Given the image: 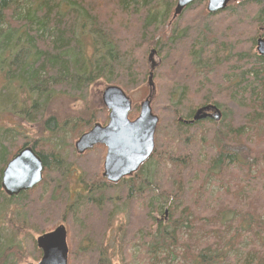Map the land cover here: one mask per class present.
I'll return each instance as SVG.
<instances>
[{
	"label": "trees",
	"instance_id": "trees-1",
	"mask_svg": "<svg viewBox=\"0 0 264 264\" xmlns=\"http://www.w3.org/2000/svg\"><path fill=\"white\" fill-rule=\"evenodd\" d=\"M206 3L197 0L173 19L176 0H0V264L40 260L31 233L54 229L69 203L66 195L56 199L53 188L42 187L52 184L50 171L58 175L53 187L64 184L68 134L77 138L91 123L107 120L104 108L86 100L88 89L97 81L126 93L137 89L148 80L151 50L156 59L151 108L159 120L152 155L131 178L112 186L115 199L97 182L98 174L86 196L76 192L73 198H84L94 209L81 224L91 222L92 234H98L110 203L116 210L130 206L114 237V247L123 253L105 254L87 241L82 254L68 253L67 264H136L131 244L143 254L136 256L140 264H264V58L254 51L257 39L264 38V0H230L217 13L208 12ZM195 6L197 12L188 13ZM229 8L244 15L241 37L226 28L233 15ZM238 40L243 73L227 66V50L236 49ZM235 63L238 68L239 60ZM63 97L82 99L83 106L73 107L76 116H58L52 109L53 100ZM210 100L223 117L211 126L215 136L208 140L201 120L183 121ZM84 110L87 117H79ZM137 113L135 106L130 118ZM8 118L19 123L11 126ZM21 123L28 124L31 138ZM54 144L63 153L52 149ZM28 145L42 160V181L7 196L2 172ZM218 183L224 190L211 201L209 189ZM78 207L68 216L76 223L83 217ZM22 208L18 222L27 230L8 225L13 233L5 237V214Z\"/></svg>",
	"mask_w": 264,
	"mask_h": 264
},
{
	"label": "water",
	"instance_id": "water-1",
	"mask_svg": "<svg viewBox=\"0 0 264 264\" xmlns=\"http://www.w3.org/2000/svg\"><path fill=\"white\" fill-rule=\"evenodd\" d=\"M197 0H176L173 18L179 15L189 4ZM230 0H207L206 9L210 13L222 11ZM256 52L264 57V38L256 42ZM154 50L148 55L150 73L148 86L153 89L152 71L156 67ZM102 105L108 111V123L105 126L95 124L83 133L75 142L79 153L96 144H104L107 152L103 163V176L112 182L135 173L149 159L155 147L154 135L158 117L152 112L151 94L139 104V114L134 120L128 117L132 103L124 90L116 85H107L101 93ZM206 117L199 109L193 120ZM42 163L27 146L20 149L7 162L1 176V188L7 196H17L20 192L32 189L42 180ZM37 247L42 255L36 264H67L68 248L66 230L63 225L39 235Z\"/></svg>",
	"mask_w": 264,
	"mask_h": 264
},
{
	"label": "rangeland",
	"instance_id": "rangeland-1",
	"mask_svg": "<svg viewBox=\"0 0 264 264\" xmlns=\"http://www.w3.org/2000/svg\"><path fill=\"white\" fill-rule=\"evenodd\" d=\"M206 5H207V3H206ZM197 9H198V7L195 6V7H193V9L188 10V13H190V14L196 13ZM172 10H173V8L170 10V18H171ZM227 12L233 13V15L232 16L230 15L227 18L228 19L227 21L229 22V24L226 25V28H228L230 30L237 29L236 30L237 33H235V35H240L241 33H244V29L242 28L245 26L244 15L241 14L237 8H230V10ZM186 17L188 18L189 16L186 15ZM235 22H240V24H236ZM258 27H260V26H258ZM258 27H257V30H258ZM168 29H169V27H168ZM258 34H260V32ZM263 35H264V31H263ZM240 37H241V35H240ZM104 87H105V84L103 81L102 82L97 81L95 84H93V86L90 89H88V97L86 100L95 109L100 107L99 105L102 106L101 93H102ZM126 94L129 96V98L132 102V110H134L135 106H138V112H139V103L142 102L149 94V87L147 86V81L145 83L141 84V86H139L137 89L130 91ZM218 98H219V96L216 95L215 99H218ZM76 99L77 100L75 101V100H71L68 97H66V98L63 97V98H58V99L55 98L52 102V109L56 110L58 116H59V114H60V116L61 115L76 116L77 113L74 111V108H76V110H77L78 108L83 106L82 99H79V98H76ZM132 110L129 112V114L132 112ZM230 112H232V114H233L232 109H230ZM101 115H102L101 118H103L104 117L103 112ZM137 115H138V113H137ZM106 116H107V112H106ZM79 117H81V118L87 117V112L85 110L82 111L81 115H79ZM128 117L130 118L129 115H128ZM245 118H246V116H245ZM8 119H9V124L11 126L19 123L18 119H15V118H8ZM60 121L62 122L63 120H60ZM232 122L234 123L233 125L236 124L234 120H232ZM236 122H237V120H236ZM245 122H246V120H245ZM21 124H23V123H21ZM27 125L28 124H23V130H24L23 132L27 133L29 135L28 137L31 138L32 134H31V131ZM203 128H204V132H206V134H205L206 139L210 140L212 137L215 136V131H213L211 129L212 127L210 128V125L206 124L203 126ZM70 134L71 135L68 134L67 137L70 138V144L72 145L73 141L76 138H73L74 134H72V133H70ZM39 143H40V145H43V146L45 145V143L43 141L39 142ZM60 147L61 146H59L58 144H54L51 146L52 149H55L56 151L63 153V151L60 149ZM38 149H39V151L41 150L40 147ZM64 152H65L66 157H67L68 152H66V151H64ZM70 155L73 157V158H71V157L68 158V161L70 163V167H72V166L76 167L79 171L84 170V176L86 174L92 180L94 178H96V177H94V174L95 175L98 174L97 176H98V178H100L99 177L100 174L98 173V171L101 169L103 154H102V156H99L97 154V152H93V150H92V151H89L88 153H84V154L81 153V155L78 154V155H76L78 157H76L74 155V152L72 149V152ZM236 169H241V168L236 167ZM231 172H233L234 175L239 176V178L240 177L243 178L240 175V173L235 171V169H233V171H231ZM241 173H243V172H241ZM48 176H49V181H51V183L54 184V181L58 175L56 173H54L53 171H50ZM61 178L62 179L60 181H62L64 184H62V185L59 184V185H56L55 187H53L51 184V185L47 186L46 188H45V186H43L42 190L50 191L53 188V190H51V191H53L55 193L56 199L61 197L63 194L66 195L67 198L69 199L68 200L69 203L66 204L67 209H66L65 213L63 214V211H62L59 214V218L62 221H57V223L55 224V227L62 224L65 226L67 231L70 230V232L68 234L69 235V243L67 242L68 253L69 254L72 253L74 255L82 254L86 250L85 244L87 243V241L91 244L90 246H96L97 248L100 247L102 253L110 254V255L111 254L119 255V254L123 253L121 250H119V249H121L120 246H118L117 249L114 247L116 244L114 242V237H115L118 229L123 224L122 222H124L125 218L128 216V213L130 211V206L128 205L127 207H120L116 210V208L113 209V206L111 207V203H110L109 208L111 211H113V210L114 211L113 212L110 211L107 214L106 219H104L103 225L99 228L100 230L98 231V234H97V232H96V234H92L91 233L92 227H90L91 222L86 223L85 224L86 227H82L81 224L86 222L87 219L90 217V215H94V213H93L94 209H92L90 206H86L85 202L81 203V204H79L77 202H76V204L73 203V202L79 201V200L76 199L73 201L74 193L69 187H67L68 178H66L65 176H64V178L63 177H61ZM65 183H66V185H65ZM39 185H40V183L36 187H38ZM122 187H124V186H122ZM120 190L124 191V188H122ZM223 190H224V187H223V185L220 186V183H218L215 187H210L209 198L211 199V201H213L214 199L216 200V196L220 192H222ZM117 192H118V190H117ZM107 196L109 197L110 200H111V198L115 199L116 198V190L115 191L111 190L110 192L107 193ZM71 201H73V202H71ZM130 204L132 206L135 203L133 201H131ZM28 205H29L28 202L24 203V206H26V208ZM77 205L80 206V207H78V209L79 210L81 209V212L83 213V217L81 216L80 222L76 223L73 220L74 218L71 219L68 216L70 214L72 217V215L75 211L74 209ZM19 210L21 212H17V210H15V214H13V215L10 214L9 212H7L5 214V218H4L3 223H4V226L6 229V233H5L6 236L5 237H7V238H11L12 237L11 233H13L12 230L8 229L9 228L8 225L12 226L14 224L15 229L16 228H18V229L23 228V230L26 229L24 224H22L21 222L20 223L18 222V219L21 217V214L23 213V211H25V208L24 209L22 208ZM154 217H156L157 219H161V220L165 219L164 221H166V219H167V215H166V217H164V219H162L160 215H154ZM9 218L12 219L13 222ZM7 219H9L10 221ZM45 220H47V219H45ZM120 220H121V224H119ZM156 222H158V220H156ZM46 224H47V222L43 225V228H45ZM32 236L34 239H36V237L38 236V233L32 232L31 238H32ZM18 237L21 239V237H23V236L19 235ZM130 237H131V235H130ZM135 247H136L135 245L131 244L128 252H130L129 253L130 258L131 257L133 258L132 261L135 260L136 264H140V260H139V258H136V256L137 255H143V254L141 252L135 250L136 249ZM137 247H138V249H140V244H137ZM137 253H140V254H137ZM37 262L38 261H34L32 258L28 257V258L24 259L22 263L20 262V264H36Z\"/></svg>",
	"mask_w": 264,
	"mask_h": 264
},
{
	"label": "flooded vegetation",
	"instance_id": "flooded-vegetation-1",
	"mask_svg": "<svg viewBox=\"0 0 264 264\" xmlns=\"http://www.w3.org/2000/svg\"><path fill=\"white\" fill-rule=\"evenodd\" d=\"M227 3H229V2H227ZM229 10H230V8L226 9V11H229ZM173 12H174V10H172L171 18H172ZM258 32H260V27H258ZM255 46H256V43H255ZM255 46H254V51L256 52ZM226 56L231 57L228 60V62H227V66L231 69V71H233V72L238 71L239 73H243L244 72L243 71L244 70V65L241 64V61H244L245 57H244V48L241 46V40H238V46L236 47V49H235V47H233V48H229V50H227V55ZM258 56L262 57L260 55H258ZM262 58H264V57H262ZM237 60H239L238 68L236 67V63H235V61H237ZM99 106H101V105H99ZM101 107L103 108L104 106L102 105ZM195 108L196 109H195L194 114L192 115V117L189 120H187V121L184 120L183 123H191V124H193L195 122H198V121L201 122L202 121V123H204L202 125V127L207 124V125H210V128H211V126L214 127V125H215L214 123H218L223 117L221 109H218L217 106L214 105V103L211 102V100L208 101L205 105H201L200 107H198V108L195 107ZM199 109H202V114H205L206 117H204L203 119L193 120V117L195 116L196 112ZM107 116H108V112H107ZM107 123H108V118H107L106 121H103V122H93V123H91V126H90V128L87 131H89L91 129V127H93L95 124H100L101 126H105ZM199 128L200 127H197V129H199ZM87 131H85V132H87ZM85 132H83V133H85ZM44 133H45L44 135L48 136L47 132H44ZM83 133H81V134H83ZM77 138L73 141L72 145L70 144V138L67 137V139H66V144H65L66 146L63 149H65V151L68 152V158H70V157L73 158L70 155L71 152H72V149H73V152H74L75 156H76V154L77 155L79 154L77 149H76V147H75V142H76ZM28 146L32 147L31 145H28ZM32 149L37 154V156H39L38 153L36 152L37 149H35L34 147H32ZM92 150H93V152H97V154L99 156H102V154H103L101 169L99 170V174H100L99 177L100 178L97 177V182H101L102 185L107 186L108 190L115 191L116 189L114 187H112V186L116 185L118 182L109 181L103 176V163H104V158H105V155H106V152H107V147L104 144L99 143V144L93 145L92 147L88 148L82 154L88 153L89 151H92ZM79 155H81V154H79ZM39 158H40V156H39ZM40 160H41V158H40ZM41 163H42V160H41ZM67 165H69V163ZM42 167H43V164H42ZM67 168H68V170H67L66 175H65V177L68 178L67 187H69L73 191V193L77 192V193L80 194L81 197H84L87 194V191L85 189L86 187H90V185H97L96 184V179L92 180L86 174L84 176V170L79 171L76 167H73V166L70 167V165ZM132 175L127 176V178H129V177L131 178ZM101 178L104 179V180H101ZM65 185H66V183H65ZM82 199H84V198H82ZM82 199H80L79 201H75V202L71 201V202H73L75 204H76V202L81 204V203H83Z\"/></svg>",
	"mask_w": 264,
	"mask_h": 264
},
{
	"label": "bare ground",
	"instance_id": "bare-ground-1",
	"mask_svg": "<svg viewBox=\"0 0 264 264\" xmlns=\"http://www.w3.org/2000/svg\"><path fill=\"white\" fill-rule=\"evenodd\" d=\"M79 131V130H78ZM164 257V256H163Z\"/></svg>",
	"mask_w": 264,
	"mask_h": 264
}]
</instances>
